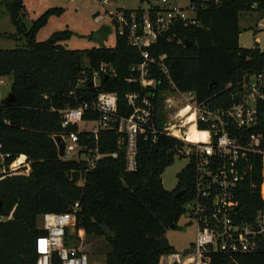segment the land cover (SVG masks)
<instances>
[{"label": "trees", "instance_id": "obj_1", "mask_svg": "<svg viewBox=\"0 0 264 264\" xmlns=\"http://www.w3.org/2000/svg\"><path fill=\"white\" fill-rule=\"evenodd\" d=\"M2 2L16 30L8 36H22L24 43L0 49V78H11L10 92L15 97L13 102L0 103V215L5 217L0 220V264H36V239L45 234L37 224L38 216L68 211L74 203L79 206L77 227L90 236L110 233L106 236L109 251L104 264H158L161 254L173 251L164 234L171 224L178 223L193 188L191 165L177 173L173 190L162 185L161 175L172 163L180 142L163 135L155 144L140 139L137 167L126 172L116 135L112 131L101 133L99 151H116L117 156L103 157L93 169L85 171V162L59 158L51 138L60 130L58 111L90 101L99 90L115 92L117 112L127 116L131 108L125 94L140 90V86L125 79L130 66L141 61L139 51L124 36H116L114 46L109 48L67 49L61 42L73 34L68 29L38 41V30L49 16L60 14L61 8L47 9L26 28L23 0ZM253 4L257 8H252ZM252 11L264 15V0H221L218 5L198 2L199 24L176 25L171 32L174 36L159 39L150 52L153 56L166 55L170 77L180 90L193 91L198 101L207 99L212 108L227 107L233 102L230 92L244 77L264 74V52L256 46L242 48L238 43L240 16ZM187 42L191 45L186 46ZM83 54L88 66L82 64ZM104 63L110 64L116 74L105 80L102 77L94 86L93 73ZM228 83L232 87L225 89ZM251 130L262 133L264 149L261 101ZM197 135L190 127L188 138L194 140ZM92 142L90 139V145ZM18 156L26 158L29 170L1 171ZM248 166L237 193L238 221H248L264 211L259 194L264 165L253 156ZM80 179L82 185L78 184ZM182 189L183 194L176 198ZM234 258L213 254L210 264H264V249Z\"/></svg>", "mask_w": 264, "mask_h": 264}, {"label": "built area", "instance_id": "obj_2", "mask_svg": "<svg viewBox=\"0 0 264 264\" xmlns=\"http://www.w3.org/2000/svg\"><path fill=\"white\" fill-rule=\"evenodd\" d=\"M206 1L213 5L221 3V0H187V5L181 6L178 0L155 3L149 0L138 8L124 10L106 8L110 0H96L103 14L95 20L107 18L114 35L124 36L140 53L141 61L130 66L125 79L127 83H137L140 90L125 94L126 104L131 108L127 116L118 114L117 94L113 91L99 90L90 101L60 109V130L51 136L53 142L57 135L64 142V154L59 158L83 161L85 171L93 169L103 157L117 156L116 151L108 154L99 151L97 140L101 133L112 131L116 135L126 172L137 167L140 139L155 144L163 135L180 142L175 155L186 158L185 166L193 168V188L183 204L182 214L194 222L196 232L187 246L161 254L158 264H210L213 254L235 259L237 254L264 249V211H258L248 221L235 218L237 193L249 168L248 161L257 156L264 165L262 133L251 130L256 124L257 103H264L263 72L244 77L230 92L233 102L229 106L212 108L207 99L198 101L193 91L176 86L165 54L153 56L150 52L159 39L172 38L176 25H198L197 5ZM252 8L257 5L253 4ZM256 27L264 32V15ZM115 74L110 64H101L93 73L92 84L97 86L102 77ZM0 82L4 81L0 79ZM231 87L228 83L225 89ZM190 127L201 134L200 138H188ZM20 156L1 171L29 170V162L25 157L19 162ZM78 184L82 185V179ZM259 194L264 201V182ZM78 207L74 203L68 211L40 216L39 228L45 234L36 239V264H90L83 251L66 243L67 228L74 223Z\"/></svg>", "mask_w": 264, "mask_h": 264}, {"label": "rangeland", "instance_id": "obj_3", "mask_svg": "<svg viewBox=\"0 0 264 264\" xmlns=\"http://www.w3.org/2000/svg\"><path fill=\"white\" fill-rule=\"evenodd\" d=\"M152 3L157 0H150ZM110 6L106 8H114L115 6L123 8H136L140 6L139 0H110ZM181 6L187 5V0H178ZM25 15L22 19L26 28H29L32 21L49 8H61L58 15L48 17L46 24L41 27L37 34L36 40L43 41L47 39L53 32L70 30L73 34L62 41L61 44L67 49L84 50L91 47H98L92 39V33L102 24L110 25L107 18L100 22L94 19L96 11L102 13L103 8L99 6L96 0H23ZM261 15L256 12L242 14L239 19L240 34L238 36L239 46L242 48L259 47L264 49V32L256 27V23ZM16 30L10 21L4 3L0 2V49H9L21 47L24 43L22 36H8L15 34ZM115 43L114 29L110 25V30L106 34L105 47H113ZM83 66H88L87 57L82 55ZM4 82H0V100L4 99L10 92L11 78H0ZM80 80L78 83H81ZM27 161V160H26ZM187 160L183 156L175 155L172 163L166 167L161 175L162 185L167 190H173L177 183V173L186 165ZM5 219L4 215H0V220ZM75 218V216H74ZM37 224L41 226L40 216H38ZM178 228H168L164 234L168 245L173 250H177L187 246L194 240L196 227L194 222L186 214H182L178 220ZM110 233L106 231L103 236L87 235L81 227L76 226V222L72 223L66 232V243L68 246L75 247L83 251L90 264H104L105 254L109 251V245L106 236Z\"/></svg>", "mask_w": 264, "mask_h": 264}, {"label": "water", "instance_id": "obj_4", "mask_svg": "<svg viewBox=\"0 0 264 264\" xmlns=\"http://www.w3.org/2000/svg\"><path fill=\"white\" fill-rule=\"evenodd\" d=\"M140 3L146 1L148 2L149 0H139ZM109 32V27L107 25H101L97 30H95L93 33H92V39L93 41L98 45V47H104V39L106 37V34ZM191 43L190 42H187L186 43V46H190ZM103 79H107V75H105L103 77ZM213 83V82H212ZM211 83V84H212ZM15 100V97L13 95L12 92H9V94L2 100H0V103L1 104H7V103H10V102H13ZM54 142L57 146V155L59 157H62L63 154H64V142L61 138V136H55L54 137ZM183 194V189L182 190H179L176 194H175V197L176 198H179L181 195ZM2 210V205H1V201H0V211ZM170 229H176L178 228V225L177 224H171L169 226Z\"/></svg>", "mask_w": 264, "mask_h": 264}, {"label": "crops", "instance_id": "obj_5", "mask_svg": "<svg viewBox=\"0 0 264 264\" xmlns=\"http://www.w3.org/2000/svg\"><path fill=\"white\" fill-rule=\"evenodd\" d=\"M140 2V1H139ZM146 2V1H145ZM111 4V3H110ZM143 4V2L142 3H140V6ZM100 6V5H99ZM110 6V5H109ZM139 6V7H140ZM124 9V10H127V9H135V8H123V7H119V6H115L114 8H112V9ZM136 8H138V7H136ZM101 14H103V11H102V13H100V12H98V11H96L95 13H94V19L96 18V16H98V15H101ZM103 19H105V18H103ZM102 19V20H103ZM102 20H100V21H102ZM100 21H96V22H100ZM110 23V22H109ZM102 25H107V24H102ZM108 27H109V30H110V25H107ZM115 38H116V36H115ZM105 40V39H104ZM115 44V43H114ZM104 47H105V45H104Z\"/></svg>", "mask_w": 264, "mask_h": 264}, {"label": "bare ground", "instance_id": "obj_6", "mask_svg": "<svg viewBox=\"0 0 264 264\" xmlns=\"http://www.w3.org/2000/svg\"><path fill=\"white\" fill-rule=\"evenodd\" d=\"M195 131V130H194ZM196 132V131H195ZM197 133V132H196ZM197 138H200L201 134L200 133H197ZM23 161V158L22 157H19V162H22Z\"/></svg>", "mask_w": 264, "mask_h": 264}]
</instances>
